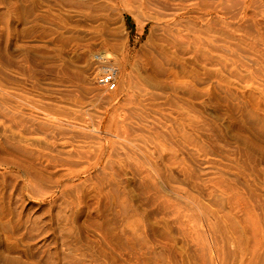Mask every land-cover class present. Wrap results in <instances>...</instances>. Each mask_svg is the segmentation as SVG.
<instances>
[{"label": "rangeland", "instance_id": "obj_1", "mask_svg": "<svg viewBox=\"0 0 264 264\" xmlns=\"http://www.w3.org/2000/svg\"><path fill=\"white\" fill-rule=\"evenodd\" d=\"M245 3L264 24V0ZM134 4L0 0V264L260 263L264 246L252 240L246 248L223 243L220 257L199 249L192 229L201 227L188 218L201 215L197 208L177 215L169 188L218 215L226 201L217 184L264 198V38L230 18L245 49L214 39L205 65L181 52L173 63L154 49L159 24ZM101 52L115 64L113 86L97 83L92 56ZM165 69L203 91L193 109L173 103L160 112ZM5 95L20 107L11 110ZM180 116L203 128H182ZM156 125L173 129L174 141ZM247 145L254 157L241 153Z\"/></svg>", "mask_w": 264, "mask_h": 264}, {"label": "bare ground", "instance_id": "obj_2", "mask_svg": "<svg viewBox=\"0 0 264 264\" xmlns=\"http://www.w3.org/2000/svg\"><path fill=\"white\" fill-rule=\"evenodd\" d=\"M122 1H125L126 3H131V2L135 3L137 7H141L147 9V11H150L149 18L157 22L162 30V36H161L162 44L158 45L156 48H154L153 46L152 47L155 49V51H158L161 54V56H163L165 59L173 63L180 62L178 54L181 52L183 54L184 53L191 54L195 62L203 63L205 65L212 58L210 57V52H211L210 46L212 47V45H214V39L217 42H221L223 47L226 48L245 49L247 45L245 44L243 38L242 37L237 38L232 32H230V30L227 27V20L230 18H235L236 20L239 21L241 20L240 22H237L238 24L237 28L240 29L243 33L246 32L252 34L255 36L256 39L257 38L260 39L261 37L264 38V27H262L264 26V24H261V22L257 19L249 17L250 13H248L246 10L247 5L245 3V0H122ZM237 5H240V8L233 9V7ZM243 21H247V22L249 21V23L244 24ZM101 54L102 55L104 54L103 56L105 57L109 53L101 52ZM159 56L160 55L158 54V57ZM180 70L183 71V69ZM186 70L187 68L184 69V72ZM159 71H162V69ZM166 71H168V69ZM175 71L174 70L170 71V73L168 71L169 74L165 79L164 90L166 92V95H165V101L162 104H160L159 107L161 108L162 106L163 108V109L161 108L160 110L161 113L165 112L163 105L172 106L173 103L177 108L181 107L182 103H183V107L185 105L187 107L192 108L194 106L193 100H195L203 92V91L202 92L197 91L190 82L186 80H181L182 78L180 79L178 77V74L176 73L177 71L176 72ZM181 73L182 72H179V74ZM188 74L189 73H186V77L188 76ZM1 98L2 101L5 100L4 102L11 110L19 106V105L15 106L16 102L12 104L11 99H9V97L7 98L6 95ZM157 98L154 97L150 100L155 101ZM175 100H178L179 105L176 104ZM151 106L156 108L159 105L154 103H152L151 105L150 103V107ZM179 119H180L179 125H181L182 128L188 126L192 131H197L199 128L200 129L203 128V126H200L197 123V121L193 119H187L182 116H180ZM178 128L180 129V127ZM151 129H153L154 131H163L164 134L162 136L164 137L166 136L167 139L174 141L173 136L169 132V131L174 132L173 129L167 131L162 126L157 128V125L155 127H152ZM176 132H178L177 134H179V131ZM175 146L180 148L181 143L179 141H176ZM253 150H254L253 147L247 145L241 148V153H243L247 157H254ZM141 156L143 157L144 161L152 167L155 173H157L160 170L155 159L150 160L149 157L147 156L144 155ZM173 157L176 159L175 156ZM169 158L172 159V156H170ZM192 177L193 175L191 172L186 173L187 180H189L190 178L192 179ZM217 186L218 187H215L214 190H217V192L222 197H224L226 201V203H222V206H218L217 210L221 212L220 215H218L219 213L217 211L215 212L212 210L209 211V209L205 207V205L201 204L197 199H195V197L186 194L184 191L174 188L172 189L169 188L171 193H173L175 197H178L179 200L178 202L174 203V210L177 215L180 214L182 210L184 211L191 210L192 208H197L198 213L201 215L200 217L191 216L190 218H188V221L190 223L189 226L191 228H195L197 224H199V227H201L202 232L192 229L193 230L192 239L195 245L199 247V249L201 250L207 249L208 252L206 253L209 252L215 253L217 256L223 255V252L225 250V249L223 250V246H224L223 243H227V242L229 243V241L232 243L233 240H236L237 242L236 244L242 245L244 243V247L245 244L247 245L248 242H250L251 240L253 241L252 245L255 248L264 246V198H261L258 195L254 196L250 193L240 194L234 192L235 194H231L232 189L230 187L223 186V184L222 185L217 184ZM201 220L203 222H200ZM227 231H229L231 235H227L228 234L226 233ZM232 235L233 237H231ZM254 247L253 248L251 247L253 251H254ZM228 252H230V250H228L227 253ZM225 253L226 252H224V254ZM232 253L234 252L232 251L231 254L230 253L229 254L232 255ZM258 253L259 252H257V255L260 257ZM262 253H264V251L260 252L261 257L264 258V255H262ZM248 254L249 253H247V255ZM240 255L241 254H239V256ZM205 256H209V254ZM261 257L259 264H261L262 262ZM234 258L233 260L235 261ZM235 263L237 264V262ZM242 264H247V263L245 262Z\"/></svg>", "mask_w": 264, "mask_h": 264}, {"label": "built area", "instance_id": "obj_3", "mask_svg": "<svg viewBox=\"0 0 264 264\" xmlns=\"http://www.w3.org/2000/svg\"><path fill=\"white\" fill-rule=\"evenodd\" d=\"M104 55V54H103ZM101 53H95L92 56L93 61L99 68L97 83L101 86H113L116 76L115 64L112 59H106Z\"/></svg>", "mask_w": 264, "mask_h": 264}]
</instances>
